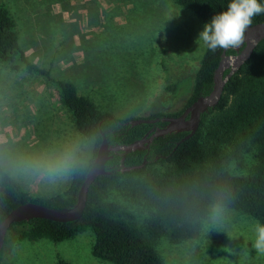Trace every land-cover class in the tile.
<instances>
[{"label":"rangeland","instance_id":"rangeland-1","mask_svg":"<svg viewBox=\"0 0 264 264\" xmlns=\"http://www.w3.org/2000/svg\"><path fill=\"white\" fill-rule=\"evenodd\" d=\"M17 21L19 42L30 60L48 68L57 79L75 83L104 112L121 119L144 118L156 112L183 110L206 46L198 40L204 23L175 0H0ZM170 86H174L170 88ZM90 147L76 128L56 86L25 69L12 70L0 61V162L32 195L63 192L71 182L22 172L25 158L55 156L68 149L85 154ZM257 148L232 160L228 170L250 175ZM168 162L150 169L165 171ZM118 187V186H117ZM111 199L135 214L144 227L150 209L127 200L119 188ZM258 219L229 208L222 223L210 213L200 235L181 243L166 236L154 241L164 264H264L252 247ZM260 222V221H259ZM95 234L52 241L20 239L12 230L2 264H113L93 254Z\"/></svg>","mask_w":264,"mask_h":264},{"label":"trees","instance_id":"trees-1","mask_svg":"<svg viewBox=\"0 0 264 264\" xmlns=\"http://www.w3.org/2000/svg\"><path fill=\"white\" fill-rule=\"evenodd\" d=\"M175 1L194 12L204 24L226 10L229 3V0ZM263 21L264 14L256 16L252 25ZM223 51L206 48L186 107L213 90ZM226 53L236 51L227 49ZM0 61L12 70L23 68L40 75L56 86L61 103L73 114L76 128L90 141L85 154L77 153L79 163L71 174L69 187L52 195H32L0 162V222L12 209L30 201L48 207L74 205L103 134L111 145L129 144L144 137L155 124L132 125L126 123L129 119L104 112L91 98L79 94L74 82L57 79L50 69L30 60L19 42L17 21L4 1H0ZM185 108L171 114L156 112L149 118L178 116ZM187 133L174 131L155 137L149 150L127 154L125 166L139 165L146 158L149 162L143 167L98 176L89 188L87 204L79 219L62 222L37 217L12 224L0 252V264L12 230L18 232L20 239L63 241L86 229L95 234L93 254L101 260L113 264H164L154 241L163 236L172 243L197 238L203 218L210 213L213 203L225 196L228 208L250 214L264 224V39L226 83L219 103L202 115L197 132L182 140ZM253 148H257L258 158L253 172L232 174L227 164L235 159L241 162L244 152ZM121 158L120 153L112 151L107 169L118 170ZM156 160L168 162L170 167L163 172L150 169ZM116 187L127 200L150 209L144 227L137 223L132 211L110 198ZM60 264L68 263L60 260Z\"/></svg>","mask_w":264,"mask_h":264},{"label":"water","instance_id":"water-1","mask_svg":"<svg viewBox=\"0 0 264 264\" xmlns=\"http://www.w3.org/2000/svg\"><path fill=\"white\" fill-rule=\"evenodd\" d=\"M263 39L264 21L253 24L247 29L244 43L240 47L234 48L236 53L227 54L224 49L219 66L215 71L213 90L209 94L200 96L193 101L180 115L133 118L126 121V123L132 125L165 121L167 122L166 126L159 127L156 130L152 129L151 134H146L143 139H139L129 144L111 145L107 136L103 134L102 143L100 144L95 159L82 183L76 203L67 207H48L32 201L18 205L0 222V252L4 247L7 233L12 224L37 217L62 222L79 219L83 215L87 204L89 188L98 176L102 174H114L118 171H129L136 167H143L149 162L145 158L139 165L130 167L125 166V158L128 153L135 150L149 148L155 137L166 135L174 131L188 132L182 140L192 137L200 127L202 115L219 103L226 83L251 57L256 46ZM226 70H229V72L225 75ZM112 151H121V167L118 170L107 169L106 167V163L110 158V153Z\"/></svg>","mask_w":264,"mask_h":264},{"label":"clouds","instance_id":"clouds-1","mask_svg":"<svg viewBox=\"0 0 264 264\" xmlns=\"http://www.w3.org/2000/svg\"><path fill=\"white\" fill-rule=\"evenodd\" d=\"M262 14L264 3L259 0H229L227 9L214 15L204 25L198 40L212 52L238 48L244 43L246 31L254 18ZM76 152V149H68L55 156L25 158L19 161L17 167L25 174L41 176L50 181L67 179L79 163ZM228 211V197L225 196L211 206L210 219L214 224L222 223ZM252 247L264 255V224L259 221L255 226Z\"/></svg>","mask_w":264,"mask_h":264},{"label":"flooded vegetation","instance_id":"flooded-vegetation-1","mask_svg":"<svg viewBox=\"0 0 264 264\" xmlns=\"http://www.w3.org/2000/svg\"><path fill=\"white\" fill-rule=\"evenodd\" d=\"M165 122V121H164ZM157 123H155L154 124V126L153 127H151V129H150V131L147 133V134H151L152 133V129H154V130H156L157 128H159V127H164V126H166L167 125V122H166V124L165 125H160V126H157L156 125ZM183 132H187V131H183ZM146 136V134L144 135V137ZM144 137H142L141 139H143ZM151 145V144H150ZM149 150L150 149V147L149 148H146V150ZM118 153H120L121 154V151L119 152L118 151ZM121 164V163H120Z\"/></svg>","mask_w":264,"mask_h":264}]
</instances>
